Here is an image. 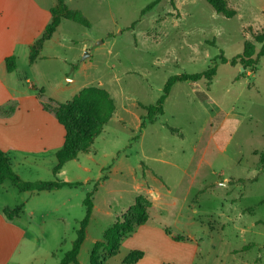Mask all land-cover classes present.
I'll list each match as a JSON object with an SVG mask.
<instances>
[{"label": "rangeland", "instance_id": "obj_1", "mask_svg": "<svg viewBox=\"0 0 264 264\" xmlns=\"http://www.w3.org/2000/svg\"><path fill=\"white\" fill-rule=\"evenodd\" d=\"M154 1L66 0L84 13L91 28L63 21L58 37L45 45L49 58L37 70L48 90L66 67L77 73L78 86L103 89L115 101L114 115L94 143L96 159L101 163L103 153L122 149L116 161L134 167L136 180L129 174L113 175L100 183L94 195L99 212L90 235L101 237L112 225L105 211L122 217L138 196L151 203L155 194L160 195L155 208L205 212L208 229L222 236L215 248L221 264H257L260 259H253L264 254V245L257 247L241 231L253 224V238L264 242V56L255 68L244 71L240 59L235 65L232 60L247 44H254L256 58L261 45L254 35L264 33V0H227L237 11L232 18L216 13L207 0H174L176 8L163 1L142 16ZM212 66L216 75L211 82L176 83L164 115L140 129L146 114L142 107L156 104L169 78L203 73ZM196 91L204 93L207 102ZM89 99L90 106L97 107L98 99ZM74 117L84 122L87 112L77 111ZM94 170L95 175L96 166ZM76 174L84 176L77 168L67 176ZM94 183L75 192L89 189L88 194ZM82 201L74 207L81 212ZM167 210L162 214L173 221L178 209ZM41 244L35 242V248L43 252ZM86 244L81 264L90 263L92 244Z\"/></svg>", "mask_w": 264, "mask_h": 264}, {"label": "crops", "instance_id": "obj_2", "mask_svg": "<svg viewBox=\"0 0 264 264\" xmlns=\"http://www.w3.org/2000/svg\"><path fill=\"white\" fill-rule=\"evenodd\" d=\"M56 5L57 0H0V150L7 154L14 172L24 181L60 180L80 185L38 192L20 191L10 180L0 183V264H58L72 249L78 222L86 214V208L81 212L74 207L78 199L85 200L89 189L80 193L75 191L102 178L105 182L113 175L124 177L129 174L136 180L134 167L124 163L119 165L120 160L116 161L122 149L114 148L103 153L104 159L97 162L98 150L94 148L97 138L88 152L80 153L76 159L66 163L57 177L53 175L58 165L56 153L64 146L66 130L54 113L44 109L42 101L51 99L67 103L82 90L90 88L78 86L77 73L65 67L60 79H54L51 90H48L37 72L40 63L49 58L45 45L58 37L63 21L45 43L40 58L30 64V46L43 35L52 20L51 9ZM9 56H15L17 60V68L12 73L7 71L5 63ZM24 64L27 66L23 67ZM41 89L43 93L39 94ZM94 166L97 167L95 175ZM74 168L84 176L68 177V171ZM146 192L154 194L153 191ZM159 199L160 195L154 194L148 222L123 239L118 255L108 264H126L124 260L132 252H141L142 257L128 264H221L215 248L217 241H222V236L218 231L208 229L204 222L205 212L194 208H155ZM20 206V212L12 220L6 217L5 209L12 211ZM163 210H177V215L170 221L162 214ZM97 212L99 208L94 204L80 254L84 247L87 250V242L93 249L108 229L101 237L90 235ZM119 216L116 214L114 218L110 209L105 211V218L110 219L109 225ZM254 227L251 224L241 233L244 239L249 237L257 247H263L264 242L253 238ZM178 236L182 237L180 241L174 239ZM35 242L45 244L43 252L41 247L35 248ZM263 258L264 254L258 253L253 261L260 259L257 263L260 264Z\"/></svg>", "mask_w": 264, "mask_h": 264}, {"label": "trees", "instance_id": "obj_3", "mask_svg": "<svg viewBox=\"0 0 264 264\" xmlns=\"http://www.w3.org/2000/svg\"><path fill=\"white\" fill-rule=\"evenodd\" d=\"M163 1H170L171 5L176 8L174 0H156L149 4L143 11L142 16L152 11L154 7ZM208 4L214 11L227 18L236 16L237 11L231 8L227 0H207ZM52 20L46 26L43 35L30 46V64L36 62L40 58L44 50L45 43L52 38L57 31L62 21H72L80 24L86 28H91L89 19L80 10L70 9L66 4V0H57V5L51 9ZM133 25L130 27L132 28ZM254 41L261 45L259 52L254 59L255 46L254 44H247L243 54L237 56L232 60V64H236L240 59L244 64V69L255 68L259 63L260 58L264 56V33L254 35ZM222 62L226 63L228 60L221 55ZM7 71L12 73L17 68V60L15 56H9L5 60ZM77 65L73 66L76 69ZM216 75V66H212L207 71L197 74H181L169 78L167 81L163 95L154 105L143 106L146 112L142 118L140 129H145L148 125L153 124L157 119L164 115V104L169 97L173 86L179 82L196 83L201 80L211 82ZM38 93H43V90H38ZM197 96L203 102H207L208 97L201 91H196ZM95 96L98 99L97 107L90 106V97ZM42 105L44 109L55 114L60 123L65 127L66 138L63 148L56 153L58 165L53 170L54 177H57L63 166L71 160L77 158L80 153L89 151L94 140L102 133L105 125H107L115 112V101L110 94L99 88L90 87L82 90L76 97L67 103H58L51 99L43 100ZM77 111H86L87 119L80 122L74 116ZM168 129L173 134L182 136V133L177 128L168 126ZM137 138V137H135ZM261 165L264 168V151L261 154ZM105 178L100 179L94 184V188L89 192L83 201L86 208L85 217L78 222L79 226L76 232V239L73 242L72 249L68 251L64 258L58 264H80L78 257L87 236V228L94 210V195L98 191L100 183ZM5 180H10L20 191H51L63 187H78L80 183H68L60 180L56 181H39L27 182L17 175L9 161L6 153L0 150V183ZM151 203L142 195L138 196L134 205L128 209L122 217H119L104 233L103 238L98 241L91 253L90 264H108V261L117 256L121 243L124 238L131 235L139 226L144 225L149 220V208ZM21 206L15 210L5 209L4 213L10 220L19 213ZM168 233H170L167 230ZM175 240L180 241L182 237H174ZM142 257L141 252H132L125 260L124 263H132L138 261Z\"/></svg>", "mask_w": 264, "mask_h": 264}, {"label": "water", "instance_id": "obj_4", "mask_svg": "<svg viewBox=\"0 0 264 264\" xmlns=\"http://www.w3.org/2000/svg\"><path fill=\"white\" fill-rule=\"evenodd\" d=\"M245 69L243 68V71H244Z\"/></svg>", "mask_w": 264, "mask_h": 264}]
</instances>
